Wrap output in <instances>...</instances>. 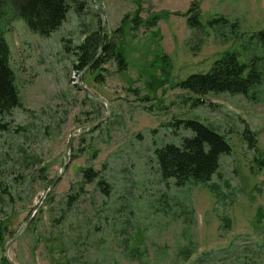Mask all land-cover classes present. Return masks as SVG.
I'll return each mask as SVG.
<instances>
[{
	"label": "rangeland",
	"instance_id": "rangeland-1",
	"mask_svg": "<svg viewBox=\"0 0 264 264\" xmlns=\"http://www.w3.org/2000/svg\"><path fill=\"white\" fill-rule=\"evenodd\" d=\"M80 1L48 37L15 13L0 19L21 101L0 132V180L12 193L0 205V264H264V84L251 99L211 93L197 107L177 87L226 51L260 58L264 73V0ZM98 9L122 71L113 56L74 67L75 47L102 28ZM186 119L223 134L231 151L211 180L178 187L161 177L154 149L189 135Z\"/></svg>",
	"mask_w": 264,
	"mask_h": 264
},
{
	"label": "trees",
	"instance_id": "trees-1",
	"mask_svg": "<svg viewBox=\"0 0 264 264\" xmlns=\"http://www.w3.org/2000/svg\"><path fill=\"white\" fill-rule=\"evenodd\" d=\"M82 5L84 2L80 0H0V19L4 13H15L31 32L48 37L62 25L72 7L79 13ZM192 10L190 7L185 16L190 15ZM194 10L197 11L196 8ZM157 18L158 16L154 15L153 20L149 19V24L155 25ZM187 22L190 27H196L197 13L188 16ZM257 35L259 41L263 43L264 29ZM101 36V28H95L75 47L76 69L89 67L90 70L98 69L112 56L119 71L126 68V60L120 47L108 38H103L101 44ZM99 49L100 53L97 56ZM9 54V46L0 27V132L9 129L7 123L2 121L3 116L21 106L19 92L15 86V75L9 64ZM258 59L253 57L250 62H241L235 52L226 51L212 63L208 71L189 74L177 83V87L189 94L191 107L204 104V97L211 93L242 94L251 99L257 89L264 84V73ZM178 123L190 134L182 136L179 143L169 142L154 149L158 171L164 180L172 179L178 187L188 182L206 183L217 172L221 157L229 154L231 147L223 134L201 121L186 119L178 120ZM252 135L248 129L244 131L247 141H251ZM263 159L259 158L258 164L261 165ZM96 176L97 173L92 169L82 171L84 182H93ZM105 183L102 179L97 181L98 187L107 193ZM2 194L8 198L7 202L12 198V193L4 180L0 182V205L5 200Z\"/></svg>",
	"mask_w": 264,
	"mask_h": 264
},
{
	"label": "water",
	"instance_id": "water-1",
	"mask_svg": "<svg viewBox=\"0 0 264 264\" xmlns=\"http://www.w3.org/2000/svg\"><path fill=\"white\" fill-rule=\"evenodd\" d=\"M98 12H99V15H100V17H101V20H102V35H103V32H104V29H105V27H104V19H103V15H102V11L100 10V9H98ZM101 44H102V41H103V36H101ZM99 53H100V49H99V51L97 52V56L99 55ZM93 62V61H92ZM91 62V63H92ZM90 65V64H89ZM79 87L80 88H82V90L85 92V94L88 96V97H90V98H92V99H94V100H103L104 102H105V99L104 98H102V97H95V96H93L85 87H83L82 86V84H81V81H79ZM103 120L104 119H101V120H98V121H96V122H94L93 124H91V125H89V126H87V127H81L80 129H79V132L80 131H82L83 129H85V128H89V127H91V126H94V125H97V124H100L101 122H103ZM72 137H74V136H71L70 138H69V141H70V139L72 138ZM68 147H69V142H68V145H67V149L66 150H68ZM66 153H67V151H66ZM66 153H65V156L64 157H66ZM63 168L64 167H62V170H63ZM62 174V171L59 173V175L57 176V177H55L52 181H51V183L48 185V187L46 188V191H45V193H44V195L40 198V200L36 203V205L34 206V209H33V211H34V213L37 211V209H38V207L40 206V203H41V201H42V199L44 198V196L54 187V185L56 184V182L58 181V178L60 177V175ZM34 215V214H33ZM32 215V216H33ZM24 228H22V230H23ZM5 255H6V253H5ZM6 259H8L7 258V256H6ZM8 262H9V264H11L10 263V261L8 260Z\"/></svg>",
	"mask_w": 264,
	"mask_h": 264
}]
</instances>
